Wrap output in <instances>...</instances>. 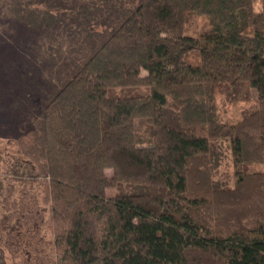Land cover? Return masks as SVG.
<instances>
[{"label":"trees","instance_id":"16d2710c","mask_svg":"<svg viewBox=\"0 0 264 264\" xmlns=\"http://www.w3.org/2000/svg\"><path fill=\"white\" fill-rule=\"evenodd\" d=\"M260 1L255 11L253 0H145L136 12L114 4L109 14L65 0L62 15L34 17L38 32L21 50L36 77L17 73L22 99L0 95V136L13 133L21 174L41 178L58 264H264ZM191 15H206L209 30L184 34ZM62 16L65 36L85 29L104 39L77 46L80 58L64 53L52 32ZM194 49L198 64L185 60ZM136 87L146 91H116ZM253 92L237 122L220 119L216 95L237 102ZM218 140L228 143L232 185L215 177ZM253 162L263 168L250 170Z\"/></svg>","mask_w":264,"mask_h":264},{"label":"rangeland","instance_id":"374dc122","mask_svg":"<svg viewBox=\"0 0 264 264\" xmlns=\"http://www.w3.org/2000/svg\"><path fill=\"white\" fill-rule=\"evenodd\" d=\"M144 1L81 0L83 6L86 7V11L104 10L107 13L113 10L111 7L114 4L127 9L128 13L136 12ZM39 2L40 0L37 3ZM50 3H44V5L42 3L38 5L32 3L29 6L26 0H0V79L5 77L6 80L0 84V87H3V89L0 88V95H8L11 92L17 98L22 99L26 87L24 90L15 93V84L17 82L18 86L19 83L17 73L25 75L28 80H31L32 75L36 77V73L32 71V68H34V65H31L32 61L30 59L26 62L24 61L21 47L25 41L34 37L38 32L35 22L32 24L34 17L35 19L41 18L42 15H48V12L53 15H62V10L65 8V5H63L65 0H51ZM21 5L24 7L22 12L17 10ZM33 6L35 7L33 8ZM252 6L255 11L260 10L261 1L253 0ZM22 16L24 17L22 18ZM63 18L65 17L62 16L59 23L52 26V32L56 40L63 42L64 53L67 54L68 52L80 58L81 55L77 46L87 47V44H91V42H95L94 45L98 46L104 39L98 33H93L86 37L89 34L85 29L81 33L70 31V35L65 36L69 28L64 26ZM163 18L172 25L177 24V19L174 15L164 13ZM72 19L71 23L73 24L75 18ZM125 19L120 20L116 28ZM209 28L206 15H191L181 26L182 32L190 36H197L199 33L209 30ZM57 32L60 34L58 35ZM110 32H112L111 26L104 32V36H107ZM65 42L71 43L72 46L68 45L66 47ZM5 45L7 49L9 48L7 51L10 53L9 56L7 52L3 51ZM199 58V51L194 49L187 53L185 60L191 64H198ZM145 74L146 71L141 70V75ZM37 81H40L39 76H37ZM116 91L144 93L146 87ZM255 99V92L251 94L250 100L237 102H229L225 100L223 95H216L220 119L227 123L237 122L245 110L252 108V103ZM135 126L137 133L140 134L139 136L143 137L146 132L145 122L142 123V121L138 120ZM4 135L8 137L0 136V250H2L7 264H58L59 256L53 245L54 232L52 224L48 222V215L45 212L42 200H40L43 193H45L41 178L23 175L24 173L21 174L19 169V165L22 164L20 161L21 156L17 154L19 148H17L16 141L14 143V138L9 137L13 133L7 131L4 132ZM214 150L215 153H218L215 177L222 183L227 182L232 185L234 183L233 164L227 141L218 140ZM12 164L13 166L11 167ZM248 168L250 170L260 169L263 168V165L253 162L248 165ZM16 171H19L18 174H14ZM111 173L112 170L110 168L105 170L107 176H110ZM115 192L114 187L107 189V194L111 195ZM260 204L261 209L259 212H264L263 198H260ZM214 223L218 225L220 222L214 221Z\"/></svg>","mask_w":264,"mask_h":264}]
</instances>
